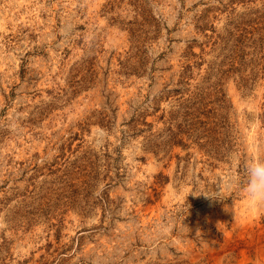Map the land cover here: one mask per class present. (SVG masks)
<instances>
[{
  "label": "rangeland",
  "instance_id": "rangeland-1",
  "mask_svg": "<svg viewBox=\"0 0 264 264\" xmlns=\"http://www.w3.org/2000/svg\"><path fill=\"white\" fill-rule=\"evenodd\" d=\"M254 157L264 0H0V264H264Z\"/></svg>",
  "mask_w": 264,
  "mask_h": 264
},
{
  "label": "clouds",
  "instance_id": "clouds-1",
  "mask_svg": "<svg viewBox=\"0 0 264 264\" xmlns=\"http://www.w3.org/2000/svg\"><path fill=\"white\" fill-rule=\"evenodd\" d=\"M243 191L254 201L264 202V158H252L244 165Z\"/></svg>",
  "mask_w": 264,
  "mask_h": 264
},
{
  "label": "trees",
  "instance_id": "trees-1",
  "mask_svg": "<svg viewBox=\"0 0 264 264\" xmlns=\"http://www.w3.org/2000/svg\"><path fill=\"white\" fill-rule=\"evenodd\" d=\"M186 115H188V113H186ZM179 136L178 133H175L174 131H172L171 129H169V139L164 143L166 145H173L175 144V140L177 139V137ZM156 150H160L163 147L160 148V146L156 145L155 146Z\"/></svg>",
  "mask_w": 264,
  "mask_h": 264
}]
</instances>
